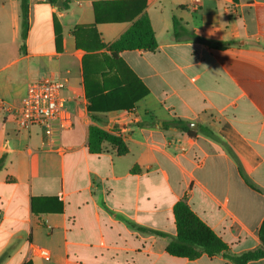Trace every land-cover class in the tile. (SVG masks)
Wrapping results in <instances>:
<instances>
[{
    "label": "crops",
    "instance_id": "0c3cea01",
    "mask_svg": "<svg viewBox=\"0 0 264 264\" xmlns=\"http://www.w3.org/2000/svg\"><path fill=\"white\" fill-rule=\"evenodd\" d=\"M136 1L145 4L137 15L95 24L94 4ZM28 4L21 48V0H0V264H234L223 255L167 253L181 201L232 255L261 248L264 0ZM142 16L157 49L115 53L111 47ZM95 25L97 34L78 31L86 50L78 48L73 32ZM40 79L66 83L74 128L63 134L60 152L45 146L42 129L22 131L16 122L28 84ZM86 83L98 108L107 95L121 110L93 118ZM93 126L121 137L127 154L107 142L91 152ZM40 247L51 252L50 262L35 254Z\"/></svg>",
    "mask_w": 264,
    "mask_h": 264
},
{
    "label": "trees",
    "instance_id": "16d2710c",
    "mask_svg": "<svg viewBox=\"0 0 264 264\" xmlns=\"http://www.w3.org/2000/svg\"><path fill=\"white\" fill-rule=\"evenodd\" d=\"M50 3L55 4L58 0H48ZM145 4L141 1L136 2H118L109 4H94L96 14V25L107 22H123L126 17L123 13H133L135 16L142 12ZM66 8V5H65ZM21 13H22V31L21 48H24V42L29 33V4L28 0H21ZM131 20V19H130ZM95 26L92 27H77L73 32L77 47L86 50L83 41L80 39L78 31H86L85 36L94 31L97 34ZM88 28H91L88 32ZM181 24L177 18H173V34L179 37ZM57 44L61 41V28L58 23H55ZM187 32V31H186ZM193 38H195L193 36ZM216 48H226L232 43H209ZM103 44H99L101 48ZM158 47L155 34L151 23L147 16L139 18L133 26L111 47L115 53L131 50H144L154 52ZM88 50V49H87ZM117 57V55L115 56ZM88 84L86 83V87ZM87 97L90 102L88 111L95 118V113H107L111 111L121 110V107H113L109 104L110 98L106 95L103 97L105 103L104 108H98L95 98L90 94L87 87ZM183 129L185 124L182 121L174 123ZM188 131V130H186ZM111 144L116 150L118 155L122 156L127 154L128 147L121 137L116 136L111 132H107L99 127L93 126L90 130V137L88 141V148L91 152L101 153L103 151L104 143ZM4 166V159L0 160V171ZM247 183L254 188L252 183L247 180ZM59 211H62L60 207ZM177 225V237L167 247V253L177 258H187L190 260L198 259L202 254L209 257L223 255L234 264H248L251 261L264 259V221L259 230V237L262 247L253 251L243 253L241 255H232L229 246L209 227L207 226L188 206L184 201L177 203L174 209ZM32 264V263H27Z\"/></svg>",
    "mask_w": 264,
    "mask_h": 264
},
{
    "label": "built area",
    "instance_id": "2783aa9c",
    "mask_svg": "<svg viewBox=\"0 0 264 264\" xmlns=\"http://www.w3.org/2000/svg\"><path fill=\"white\" fill-rule=\"evenodd\" d=\"M65 87L66 83L61 79L33 80L27 86L20 107L15 110L18 128L26 132L42 129L45 146L56 152L64 150L62 136L74 128V114L64 97ZM35 254L46 262L52 259L46 248H37Z\"/></svg>",
    "mask_w": 264,
    "mask_h": 264
}]
</instances>
